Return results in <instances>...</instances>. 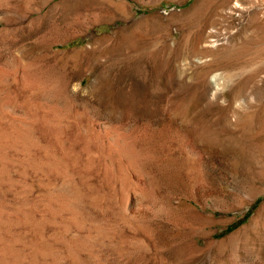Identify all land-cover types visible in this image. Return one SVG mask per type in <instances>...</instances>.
Masks as SVG:
<instances>
[{
	"label": "rangeland",
	"instance_id": "obj_1",
	"mask_svg": "<svg viewBox=\"0 0 264 264\" xmlns=\"http://www.w3.org/2000/svg\"><path fill=\"white\" fill-rule=\"evenodd\" d=\"M0 264H264V0H0Z\"/></svg>",
	"mask_w": 264,
	"mask_h": 264
}]
</instances>
